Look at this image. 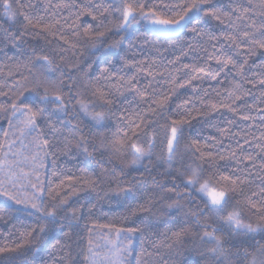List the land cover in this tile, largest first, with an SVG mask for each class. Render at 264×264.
<instances>
[{
	"label": "snow or ice",
	"instance_id": "1",
	"mask_svg": "<svg viewBox=\"0 0 264 264\" xmlns=\"http://www.w3.org/2000/svg\"><path fill=\"white\" fill-rule=\"evenodd\" d=\"M0 7L9 24L7 28L0 24V52L13 62L0 66L3 78L0 97L5 98L0 101V113L7 114L8 123V129L0 137V218L12 212H24L36 221L32 226L17 227L21 241L0 245V255L19 254L25 247L40 253L53 228L62 227L64 221L71 226L79 219L77 210L69 207V199L78 192L75 184H66L77 178L65 176L53 183L46 179V161L54 154L50 149L56 146L55 140L63 143L65 151H70L75 144L92 156L87 138L82 134L80 114L93 127H106L115 115L113 97L122 96L124 91L134 93L153 112L155 109L151 105L163 106L167 96L156 99L152 95L155 89L149 92L151 85L141 86L139 78L141 73L164 75L167 68L157 71L155 59L150 63L127 56L120 60L95 59L100 48L119 55L125 36L142 28L165 43L185 32L199 38L200 45L189 43L188 48L199 47L205 53L200 58L203 64H184L188 79L178 83L177 77L171 76L168 83L183 87L193 80L216 79L221 73L233 72L239 79L232 90H225L227 97L219 101L201 98V103L213 111L226 109L245 121H253L250 127H260L261 134L257 137L251 132L244 133L243 144L238 141L235 148L229 147L225 153L217 154L212 149L222 144V139L211 136L208 138L211 144L197 139L186 140L184 125L190 120L185 116L170 118L169 123L158 125L163 139L157 154L155 128L150 133L143 115L138 112L125 115V109L120 116L126 122L125 127H117L110 138L102 136L100 146L117 156L130 155L127 164L131 166L143 164L145 160L151 163L153 156L166 165L171 186L159 184L164 195L158 199L167 212L181 209V201L185 198L189 203L199 198L202 207L198 206L190 214L195 230L180 228L172 232L175 243L183 244L184 238L189 237L191 251L198 257L185 260L184 264H201V261L203 264H264V116L260 117L261 123L255 125L257 117L241 111L250 112L255 108L264 112V108L247 103L245 97L251 92L244 89V84H251L253 88L257 84L264 86V63L258 66L261 69L258 79L245 74L249 58L258 51L264 52V0H56L55 3L46 0L42 11L30 0H0ZM206 20L215 21L220 31L202 26ZM28 34L52 36L67 47H61L58 54L33 47L28 54L21 47L27 43L24 37ZM110 35L119 39L108 42ZM81 42L88 46L91 62L81 63L78 59L72 62L66 57L69 49L73 57L82 55L78 51ZM46 43L51 44V41ZM9 51L13 52L12 56L8 55ZM182 55L187 53L182 52ZM179 59L168 63L175 64ZM213 62L217 66L215 69ZM94 68L99 75H93ZM204 95H209L207 90ZM220 95L217 91L216 96ZM259 100L264 103V90L260 91ZM198 114L208 113L198 111ZM186 115L191 117L192 113L189 111ZM74 120L77 123L74 124ZM227 124L229 127L225 128L213 125L220 137L240 135L230 132L234 121L228 120ZM249 135L257 141L255 153L244 147L251 143ZM218 160L231 161L234 166L222 171L217 166ZM51 175L59 173L53 171ZM253 175L261 181L256 188L251 187ZM246 187L248 195L242 205L235 194L244 193ZM130 191L131 188L120 189L124 193ZM252 216L256 217L255 221ZM99 227L107 230L105 251L101 253V246H94L89 239L84 264H133V257H139L136 245L144 243V231L151 224H145L143 229L115 223ZM88 231L91 236L93 228ZM58 246L62 251L64 246L60 240L52 245L54 249ZM164 246L171 249L173 243ZM14 260V256L8 255L0 264H14ZM53 260L54 264H65V257L59 252ZM41 264L47 262L41 258Z\"/></svg>",
	"mask_w": 264,
	"mask_h": 264
},
{
	"label": "trees",
	"instance_id": "2",
	"mask_svg": "<svg viewBox=\"0 0 264 264\" xmlns=\"http://www.w3.org/2000/svg\"><path fill=\"white\" fill-rule=\"evenodd\" d=\"M30 2L35 4L36 8L41 11L46 4V0H30ZM55 2L56 0H53V3ZM2 12L3 8L0 7V24L7 28L9 24L2 16ZM20 19L22 20L23 17H20ZM202 26L213 29L216 32L220 31V27L212 20H206ZM29 31L31 33L32 30ZM24 39L27 43L21 47L28 54H31L33 47L38 51L43 49L46 53L55 52L57 54L60 52L61 47H67L62 40L52 36L28 34L25 35ZM112 39H119V37L110 35L108 42H111ZM48 40L51 41V44L46 43ZM145 41L150 43H145ZM189 43L198 46L202 41L191 32H185L183 35H174L171 41L165 43L157 41L154 35L145 33L141 28L139 31H131L125 36L119 55H114L106 48H100L97 51L95 59L98 61L105 58L120 60L125 56L134 58L137 61L145 60L147 63L155 59L158 65L157 71H162L164 68H167V71L163 76L158 74L148 76L145 73H141L139 77L141 86L150 84L151 87L148 91L152 92L155 89L152 95L156 99H161L165 95L167 99L162 107H158L155 104L151 105L155 109V112H153L134 93L124 91L122 96L113 97L116 100L115 115L107 122V126L103 128L93 127L80 114L78 119L82 121V134L87 138L88 150L92 153V156H88L82 149L76 148L75 144H73L70 151H65L63 143L55 140L53 142L56 146L50 149L54 154L49 156L46 161V179H51L53 183H58L65 176L77 178L72 182L66 181V184H75L78 192V195L69 199V207L77 210L79 219L74 221L71 226H69L67 221H64L62 227L56 226L53 228L49 234V239L43 245V251L40 253L25 247L19 254L0 255V260L12 255L15 258L14 264H41V258L47 264H54V255L59 252V255L65 257V264H84L83 256L89 239H92L94 246L97 244L101 246L99 249L101 253L105 251L103 245L105 243L104 235L107 230L99 227V225L108 223H115L122 227H140L142 229L145 228V224H151V227L144 231V243H137L136 245V252L139 253V257L138 259L135 256L133 257V264H184L185 260L198 259L196 253L191 251L190 238L185 237L183 244L175 243L172 232L180 228L195 230L190 214L198 206L202 207V204L199 203V198L195 197V203H189L188 198H185V200L181 201L183 204L181 209L173 210L171 213L167 212L158 199L159 196L164 195L159 184L171 186V177L167 174L166 165L157 161L156 157L153 156L151 163L145 160L143 164L131 166L127 164L131 159L130 155L117 156L110 150L100 146V138L102 136L110 138L117 127H125L126 122L120 118L121 112L125 109H127L125 115L133 112L143 115L148 122L147 130L150 133L155 128L158 133L157 154L160 151L159 142L163 139V131L158 125L169 123L170 118L179 119L181 116H185V118L190 120L189 124L184 125L186 140L197 139L201 143L211 144L212 141L208 139L211 136L222 139V144L216 145L212 149L217 154L225 153L229 147L235 148L238 141L243 144L242 136L244 133L251 132L257 137L260 136L262 131L260 127H250L253 125V121H245L240 116L234 115L226 109L213 111L201 103V98L219 101L227 97L228 93L225 90H232L235 87L236 80L239 79L234 76L233 72L221 73L216 79L205 77L202 81L193 80L191 84L185 83L183 87L168 83L171 76L177 77L178 83L188 79L185 76V72L188 70L182 67L184 64H203V60L200 58L204 57L205 53L199 47L190 50L188 48ZM157 48L160 51H157ZM165 49L167 50L165 51ZM78 51L83 54L73 57L72 50L69 49L65 55L72 62H76L77 59L81 63L85 61L91 62V55L86 44L81 42V47ZM182 52H186L187 55H182ZM133 54L135 55L133 56ZM8 55L12 56L13 52L9 51ZM177 57H180V59L175 64L168 63L169 60H176ZM21 59L24 58L21 57ZM56 60L59 62L58 55H56ZM12 63L0 52V66L4 64L11 65ZM262 63H264V52L258 51L255 56L249 58L245 74L249 78L258 79L261 74V69L258 66ZM117 66L119 67V65ZM212 67L214 69L217 67L214 62ZM176 69L181 70L176 71ZM7 71L8 69L5 68V72ZM254 73L256 74L255 76H253ZM25 74L27 75L26 72ZM128 74L131 75V73ZM93 75H99L95 68L93 69ZM2 79L0 77V80ZM229 81H232V83H229ZM10 82L11 79L9 80ZM244 89L251 92V95L245 97L248 104L264 108V103L259 100V93L264 90V86L257 84L253 88L251 84H244ZM205 90H207L208 96L204 95ZM217 91L220 92V97L216 96ZM4 99L0 97V101ZM189 111L192 113L191 117L186 115ZM198 111L208 114L199 115ZM241 111L244 114H251L257 117L254 122L255 125H259L261 123L260 117L264 116V112H258L255 108L250 112L245 109H241ZM6 117V113H0V137L8 129ZM228 120L234 121V124L230 126V132L239 133L240 135L233 136L230 134L220 137V133L217 132L216 127L213 125L221 128L229 127L227 124ZM73 123L75 124L77 121L74 120ZM248 139L251 143L244 145V147L249 152H257L258 149L254 147L257 141L253 140L251 135H249ZM18 147L19 144H17ZM217 166L223 171L232 168L234 164L228 160H218ZM205 167L207 168L208 165L205 164ZM53 171H56L59 175L52 176L51 173ZM252 180L253 184L251 187L253 188L261 184V181L255 175L252 176ZM86 181L90 183H86ZM122 188H131V191L127 193L120 192ZM247 195L248 187L245 188L244 193L235 194V199L239 200L243 205L244 198ZM173 198L175 197L173 196ZM149 201H152L151 205ZM142 208L149 210L143 211L141 210ZM245 213L247 214V209H245ZM251 219L255 221L256 217L252 216ZM35 223V217H31L24 212L5 214L3 218H0V245L20 242L22 238L16 232V228L22 225L32 226ZM89 228H93L91 236L89 235ZM66 233L67 235H65ZM257 238L259 239V237ZM57 240H60L64 246L62 251L59 246L56 249L52 247ZM167 243H173V247L171 249L166 248L164 245ZM153 245L158 247H153ZM201 264H203V261H201Z\"/></svg>",
	"mask_w": 264,
	"mask_h": 264
}]
</instances>
